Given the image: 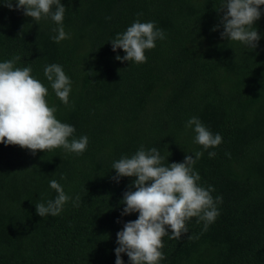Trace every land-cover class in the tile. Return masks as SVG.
I'll return each mask as SVG.
<instances>
[{
    "label": "trees",
    "instance_id": "trees-1",
    "mask_svg": "<svg viewBox=\"0 0 264 264\" xmlns=\"http://www.w3.org/2000/svg\"><path fill=\"white\" fill-rule=\"evenodd\" d=\"M61 3L70 39L56 43L50 18L35 22L0 0V62L19 57L15 67H31L56 118L74 126L72 138L89 139L79 155L61 147L33 156L0 143V264H115L116 234L139 213L121 216L135 177L117 183L112 164L141 146L155 147L165 165L203 152L193 165L198 183L222 197L207 230L197 217L180 239L169 230L158 264H264V5L254 22L261 38L251 49L222 39V27L212 30L223 0ZM137 20L155 22L165 39L145 50V63L118 61L126 53L113 52L111 40ZM50 64L72 81L68 106L44 75ZM192 117L222 143L207 150L194 143L186 128ZM52 179L72 199L59 215L40 217L35 205L57 196Z\"/></svg>",
    "mask_w": 264,
    "mask_h": 264
},
{
    "label": "clouds",
    "instance_id": "clouds-1",
    "mask_svg": "<svg viewBox=\"0 0 264 264\" xmlns=\"http://www.w3.org/2000/svg\"><path fill=\"white\" fill-rule=\"evenodd\" d=\"M261 5L264 0H223L218 11L223 15L212 30L222 27V39L257 48L261 37L254 22L261 17ZM2 6L23 10V14L35 22L50 18L57 25L53 29L57 34L52 39L56 43L70 39L63 27L66 7L61 0H15V3L2 0ZM163 39L165 33L155 22L137 20L125 32L117 34L111 45L113 52L123 49L126 53L123 57L117 55L116 60L139 64L147 62L145 50L155 48V42ZM19 59L0 62V143L18 145L30 150L33 156L37 150L61 147L67 152L82 154L87 149L88 137L72 138L74 126L56 118L57 108L46 101L48 89L31 75V67H15ZM44 75L51 82L55 95L68 106L72 81L62 66L47 65ZM186 128L194 131V143L205 150L222 143L221 135L213 134L197 117L190 118ZM202 155L203 152L198 151L194 158L186 155L183 162L165 165V157L155 147L145 150L141 146L131 157H122L112 164L116 172L112 179L117 183L122 177H135L120 202L126 205L121 216L139 213L136 220L124 223L123 229L116 234L115 264H124L122 253L127 254L130 264H158L165 258L161 251L162 238L169 235V230L170 239H180L188 233L186 225L191 218L204 221L205 230L216 220L219 216L217 204L222 203V197L213 198L214 188L202 187L198 183L201 177L193 168ZM209 156H215V152H209ZM49 185L57 196L35 205L40 217L59 215L65 203L72 199L55 179L50 180ZM79 200L77 196L74 206H79Z\"/></svg>",
    "mask_w": 264,
    "mask_h": 264
}]
</instances>
